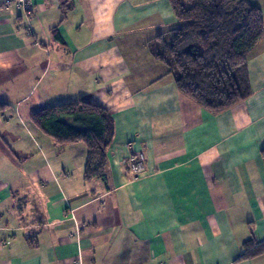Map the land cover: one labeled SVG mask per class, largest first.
Wrapping results in <instances>:
<instances>
[{"label":"crops","instance_id":"1","mask_svg":"<svg viewBox=\"0 0 264 264\" xmlns=\"http://www.w3.org/2000/svg\"><path fill=\"white\" fill-rule=\"evenodd\" d=\"M0 0V264H264V36L251 93L212 114L180 93L150 45L179 25L168 0ZM264 18V0H251ZM26 26L30 31L27 32ZM85 100L112 116L104 178L86 148L30 121ZM145 156L137 179L123 160Z\"/></svg>","mask_w":264,"mask_h":264},{"label":"trees","instance_id":"2","mask_svg":"<svg viewBox=\"0 0 264 264\" xmlns=\"http://www.w3.org/2000/svg\"><path fill=\"white\" fill-rule=\"evenodd\" d=\"M65 17L72 0H57ZM179 25L158 35L152 56L169 67L180 93L212 114L221 113L251 93L248 57L264 36V18L251 0H168ZM0 101V113L8 108ZM31 123L59 145L82 142L84 179L104 178L113 118L89 101H67L38 109ZM264 158V148L261 150ZM264 253V241L248 240L241 258Z\"/></svg>","mask_w":264,"mask_h":264},{"label":"built area","instance_id":"3","mask_svg":"<svg viewBox=\"0 0 264 264\" xmlns=\"http://www.w3.org/2000/svg\"><path fill=\"white\" fill-rule=\"evenodd\" d=\"M21 8L23 11L27 12L31 8L32 1L31 0H4L2 4V8L8 10L11 6ZM27 32L30 31L29 26H26L25 29ZM143 154L133 155L128 160V168L132 170V174L135 177L144 171L143 166Z\"/></svg>","mask_w":264,"mask_h":264},{"label":"rangeland","instance_id":"4","mask_svg":"<svg viewBox=\"0 0 264 264\" xmlns=\"http://www.w3.org/2000/svg\"><path fill=\"white\" fill-rule=\"evenodd\" d=\"M140 155V154H143V152H141V151H138V152H136V153H133V154H131V155H129L126 159H124L123 160V165L124 166H126L127 168H128V160H129V158L131 157V156H133V155ZM143 157L145 158V156H144V154H143ZM143 158V166H144V159ZM128 170H129V172H130V174H131V177H132V179H137V178H139V176L142 174V172L140 173V174H138L136 177H135V175H133L131 172H132V170L131 169H129L128 168Z\"/></svg>","mask_w":264,"mask_h":264}]
</instances>
